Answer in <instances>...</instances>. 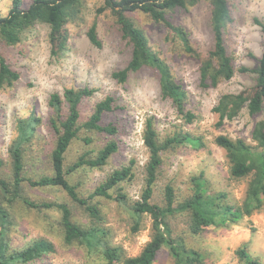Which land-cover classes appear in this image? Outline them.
Returning <instances> with one entry per match:
<instances>
[{
    "label": "rangeland",
    "instance_id": "obj_1",
    "mask_svg": "<svg viewBox=\"0 0 264 264\" xmlns=\"http://www.w3.org/2000/svg\"><path fill=\"white\" fill-rule=\"evenodd\" d=\"M11 1L0 0V14L8 12ZM31 1L23 0V5L27 7ZM83 1L80 15L66 25L65 47L57 55L51 54L49 27L43 22H36L26 29L16 44L1 46L6 61L19 73V78L13 86L0 89V179H11L8 150L17 136L16 120L30 114H35L41 121L37 127L38 136L25 145L23 175L36 179L52 174L50 152L55 133L49 124V96L53 92L62 93L66 88L88 87L95 92L80 103L79 123L88 119L96 102L110 95L115 99V108L103 114L102 124L115 125L117 132L109 135L80 129L79 138L71 142L65 153L64 165L68 167L82 154L94 157L109 140L116 141L117 149L101 168H79L67 176L80 197L87 198L112 170L132 161V179L110 192L113 197L117 191L124 192L127 203L139 199L148 160L142 134L145 120L152 117L160 140L180 132L189 133L202 143V146L183 143L161 153L162 164L154 184L152 202L163 205V189L167 184L173 187L176 201H182L192 192L190 177L202 172L209 191L224 192L229 204H240L245 197L249 177L236 179L230 175L225 151L214 140L218 135H225L231 139L241 138L256 146L251 132L263 115L262 112L249 114L244 107L234 119L224 120L217 126L218 115L213 107L219 97L225 93L252 92L255 75L236 71L231 79L221 81L215 87L201 85L199 67L213 47L210 3L201 0L192 7L167 14L172 23L186 31L190 45L199 56L185 52L182 42L164 24L152 21L140 11L127 13L144 31L150 49L163 59L185 90L186 108L196 116L187 123L177 114L171 101L161 97L158 77L151 67L144 66L130 74L124 83H118L111 76L126 66L130 46L121 37L110 10L98 12L103 0ZM226 1L231 14V20L223 31L227 54L235 69L240 66L253 68L264 46V34L254 21L256 18L264 22V0ZM93 22H96L100 47L92 45L86 36ZM83 138L90 141L86 143ZM23 184L22 192L30 200L67 204L72 222L83 228L98 229L102 242L121 247L125 256L137 255L150 238V217L143 214L134 229L137 217L130 213L126 204L94 196L89 199L98 211L94 217L59 187ZM9 211L11 224L6 238L10 248L21 249L38 238L54 245V252L27 264H106L99 244L90 246L76 240L65 243L59 210H39L16 201L9 206ZM188 220L187 212H182L171 216L168 222L173 235L182 236L188 247L204 254L203 264H238L235 250L243 245L252 257H258L260 264H264V204L237 224L209 226L198 234L188 230ZM172 263L168 248L163 247L154 264Z\"/></svg>",
    "mask_w": 264,
    "mask_h": 264
},
{
    "label": "trees",
    "instance_id": "obj_2",
    "mask_svg": "<svg viewBox=\"0 0 264 264\" xmlns=\"http://www.w3.org/2000/svg\"><path fill=\"white\" fill-rule=\"evenodd\" d=\"M201 0H103V6L98 12L110 10L121 37L130 46V57L125 67L111 74L118 82L124 83L130 74L149 66L158 77L160 95L169 99L178 115L187 123H191L195 114L186 108L187 95L181 85L175 80L168 65L160 56L150 49L144 31L128 17V12L140 11L149 18L166 26L172 34L182 42L184 51L199 56L190 45L186 31L172 23L167 14L176 9H187ZM210 3V28L213 37V47L202 59L199 72L203 87H215L219 82L231 79L235 72H251L255 75V85L252 92L222 94L213 111L218 115L217 126L224 120L234 119L240 111L247 107L249 114L262 112L251 132L252 146L241 138L231 139L225 135L216 136L214 142L225 151L229 163L230 175L236 179L249 177L245 197L240 204L231 205L226 201V193L211 192L208 182L201 172L190 177L191 194L180 202L176 201L175 192L170 184L163 189V205L152 202L154 184L158 170L162 164L161 153L183 143L202 146L199 138H193L189 133H176L160 140L154 127L152 117L145 120L143 143L148 151L145 165L144 187L139 199L127 203V195L117 191L113 197L110 192L122 182L132 179V161L128 165L112 170L100 182L87 198L80 197L75 185L67 176L79 168H101L116 151L117 143L109 140L100 148L94 157L80 155L72 164L65 167V153L74 139L79 138L80 129L96 131L105 134H115L117 128L111 123L102 124L105 112H111L115 106L112 96H105L96 102L93 110L82 123H79V106L84 98L91 97L95 89L88 87L66 88L62 93L53 92L48 99L51 109L49 124L55 133L54 146L50 152L51 175H42L36 179L23 175L24 148L27 143L38 136L37 127L41 119L35 114L20 117L16 120L17 136L12 141L8 153L11 159V179H0V264H27L45 254L54 252L52 242L38 238L21 249L10 248L7 242V232L11 224L9 206L16 201L35 209H56L60 211V224L64 230V241L70 244L73 240L79 243L102 246L101 253L106 264H154L158 253L167 247L173 259L172 264H203L204 254L195 248L188 247L182 236L172 233L168 219L178 213L187 212L188 230L198 234L209 226L228 227L237 224L244 216L260 210L264 204V46L260 57L253 68L240 66L235 69L231 57L227 54L223 39V31L231 20L230 10L226 0H205ZM84 6L83 0H32L25 7L23 0H12L5 15L0 14V89L13 86L19 78V73L11 68L1 52L2 44L13 45L20 41L22 33L36 22L46 23L49 27L48 42L52 55H57L65 47L67 38L66 25L75 21ZM264 34V22L254 19ZM96 22H93L86 32L89 42L100 47ZM87 143L90 140L83 138ZM29 186L59 187L75 202L85 207L94 217L97 208L91 205L89 199L103 196L114 199L121 205H128L130 213L138 219L147 214L151 220L150 238L135 256H125L119 246H110L102 242L101 231L95 228H83L72 222L71 212L65 203L33 201L22 192L23 183ZM135 217V218H136ZM103 234V231H102ZM238 264H260L258 257H252L246 246L235 250Z\"/></svg>",
    "mask_w": 264,
    "mask_h": 264
}]
</instances>
